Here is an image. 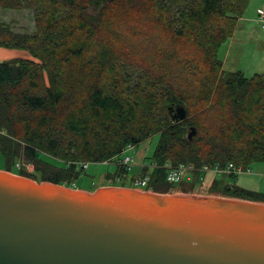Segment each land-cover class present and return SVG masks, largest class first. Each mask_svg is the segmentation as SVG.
<instances>
[{
	"label": "trees",
	"instance_id": "obj_1",
	"mask_svg": "<svg viewBox=\"0 0 264 264\" xmlns=\"http://www.w3.org/2000/svg\"><path fill=\"white\" fill-rule=\"evenodd\" d=\"M248 1L0 0L30 10L34 24L23 31L0 22V47L31 56L0 60V169L81 188V163L115 160L157 134L146 158L158 167L142 170L150 191L264 202L235 183L237 174L200 170L264 162V72L225 71L218 55ZM91 6L94 19L84 15ZM166 163L196 169L174 184ZM127 171L113 174L119 186Z\"/></svg>",
	"mask_w": 264,
	"mask_h": 264
},
{
	"label": "water",
	"instance_id": "obj_2",
	"mask_svg": "<svg viewBox=\"0 0 264 264\" xmlns=\"http://www.w3.org/2000/svg\"><path fill=\"white\" fill-rule=\"evenodd\" d=\"M0 264H264V202L89 191L0 169Z\"/></svg>",
	"mask_w": 264,
	"mask_h": 264
},
{
	"label": "rangeland",
	"instance_id": "obj_3",
	"mask_svg": "<svg viewBox=\"0 0 264 264\" xmlns=\"http://www.w3.org/2000/svg\"><path fill=\"white\" fill-rule=\"evenodd\" d=\"M258 0H254L256 2ZM97 14V8L88 7L84 11V15L89 19H94ZM0 22H8L12 24L15 30L32 31L34 29L32 14L30 10H14V9H3L0 8ZM260 33L258 38L252 40L243 39L242 37H236L232 45H228L230 38H228L219 48V57L222 60V68L225 71H235L240 70L245 76H251L254 73L264 72V29L260 27L259 24L256 25ZM22 50V49H16ZM158 141V135L154 134L150 138L140 142L138 145L134 146L131 151H127L126 155H130L134 158L135 163L141 160H147L154 152ZM124 154H120L122 157ZM147 157V158H146ZM19 161L23 164L24 168H29L32 171V166L23 158ZM3 166V160L0 155V168ZM250 172H242L237 174L235 183L240 187L246 189H254L260 187L259 191L262 193L264 200V162H254L250 166ZM118 165L116 162L112 161L109 163H89L88 167L83 171L82 176L79 178L78 182L74 186H79L82 188L90 189L94 186H102L113 184L114 186H119L122 181L116 180L113 174L117 172ZM3 170V169H2ZM138 167L133 166L128 171L126 176L130 177L136 174ZM209 173L208 175H210ZM209 179V178H207ZM207 182V180H206ZM124 186L132 187L129 180L124 182ZM178 188L175 185V189ZM197 189V188H195ZM150 190V188L148 189ZM174 191V190H173ZM173 193H179L176 190ZM207 191L201 189L199 193L202 195H207Z\"/></svg>",
	"mask_w": 264,
	"mask_h": 264
},
{
	"label": "built area",
	"instance_id": "obj_4",
	"mask_svg": "<svg viewBox=\"0 0 264 264\" xmlns=\"http://www.w3.org/2000/svg\"><path fill=\"white\" fill-rule=\"evenodd\" d=\"M256 17L257 21L262 29H264V7H260L256 9ZM134 148V145L128 144L125 146L123 151L120 154H124L127 151H131ZM116 162L119 167H125L127 170H129L131 167L135 165L134 158L130 155L124 154L122 157H117L115 160H106L103 161V163H109V162ZM89 162H83L81 163V167L83 169H86L88 167ZM137 167L139 168V172L136 175H133L129 181L131 183V186L136 189L140 190H148L149 187V175L148 174H142V170L144 168L148 169H154L158 167V164L154 161H148V160H142ZM164 168H166V180L177 184L182 179H188L189 178V172H192L196 169L195 165L192 163L187 164H179L177 166H171L170 164L166 163L164 165ZM201 171L205 172H214V173H231V174H239L242 172H250V168L243 169L241 166H236L232 163H228L225 167H219L218 165L214 166H208L203 165L200 168ZM150 191V190H148Z\"/></svg>",
	"mask_w": 264,
	"mask_h": 264
},
{
	"label": "crops",
	"instance_id": "obj_5",
	"mask_svg": "<svg viewBox=\"0 0 264 264\" xmlns=\"http://www.w3.org/2000/svg\"><path fill=\"white\" fill-rule=\"evenodd\" d=\"M264 7V0H258L254 2V0H249L248 4L246 6V9L243 13V15L237 20L236 26L234 28L233 34L230 37V40L228 42V45H232V43L235 41L236 37H242L243 39H250L252 40L255 38H258V34L260 31L256 27L258 23L257 17H256V9ZM238 35V36H237ZM264 50V47L262 48ZM264 52V51H262ZM13 58H31L30 54L25 50H16V49H10L5 47H0V60H9ZM142 161V160H141ZM135 163L134 166L137 167V165L141 162ZM139 172V168L136 172V174ZM134 174V175H136ZM133 176V175H132ZM132 176L127 177L126 180H129ZM117 180V179H116ZM260 187H256L251 190H259Z\"/></svg>",
	"mask_w": 264,
	"mask_h": 264
}]
</instances>
